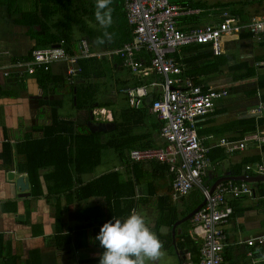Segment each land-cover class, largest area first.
I'll return each instance as SVG.
<instances>
[{
    "label": "crops",
    "instance_id": "0c3cea01",
    "mask_svg": "<svg viewBox=\"0 0 264 264\" xmlns=\"http://www.w3.org/2000/svg\"><path fill=\"white\" fill-rule=\"evenodd\" d=\"M175 1L185 11L189 10L177 18L179 28L185 31L205 24L223 22L225 13L235 18L232 27H234L236 36L224 40L223 50L220 54L214 52L211 43L203 44L201 50L205 53L211 52V55L215 56L229 52L234 54L237 60L233 58L228 66L218 69L204 82L198 83L194 77L184 74L181 61L182 58L191 56L189 48L197 44L183 46L171 54L182 68V73L178 76L183 80L191 79L195 84L227 90V94L216 101L214 109L197 121L199 137L202 143L209 148V157L212 162L209 175L205 178V184L207 183L206 185L211 187L218 179L225 176L264 175V171L258 172L257 169V164L264 166V143L259 144L255 140H246L244 149L234 151L228 150L227 146L221 143L223 139L241 141L255 132H264V123L257 124L256 130L246 132L248 118L255 117L256 120L259 117L264 122V84H261V81L264 80V48L261 47L264 45V30L254 32L250 27L256 17L264 16V0ZM36 2L37 0H19L16 3L19 9L16 6L13 7L11 2H0V63L4 68L29 61L35 49L57 47V45L66 47L67 45L66 40L61 39L49 46H36V31L40 30L41 26L32 27L28 24L31 20L22 18L19 13L32 11ZM121 13L126 16L124 2ZM75 37L77 53L80 41L86 38L92 52L98 54L95 55L96 57L106 56L111 59L116 56L111 53L116 48L106 44L93 45L87 37L81 36L77 29H75ZM184 50L187 52L185 53ZM145 53L137 54L144 62L141 71L135 72L125 67L124 70H121L123 77H132L138 80L136 83H127L121 87L136 84L149 85L148 94L143 98L141 105L130 104L128 96L120 92L119 87L115 88L114 94L125 96L128 105L135 109L150 104L149 112L154 113L151 108L152 102L161 95L162 89L160 86L153 89L151 83L161 80L162 76L156 75L148 69L149 58ZM176 56L181 57V60ZM119 58L122 61L120 56ZM80 60L75 66L81 67ZM236 63H240L242 69H236ZM70 66L68 61H55L50 64L48 69H45L44 66L36 67L33 73H30L26 67H12L10 76H5L3 67L0 68V264H99L103 249L95 237L101 226L105 222H114V219L123 220L132 212L142 215L151 231L159 239L167 238L166 243L163 242V249L174 255L179 264L185 262L198 264L203 237L200 228L192 221L194 214L186 220L179 223L178 221L194 210L204 200V197L200 198V195H197L196 187L187 195L175 196L174 172L166 163L157 162V165H167V169L166 167L162 168L161 171H158L162 174L161 177L153 178L154 186L157 189L148 187V190L145 183L152 179L149 172H152L156 165L153 160L144 161L146 162L144 164L147 175L150 178L145 179V183L144 181L139 183L136 181V167H134V164L138 162H132L130 158H128L129 163L123 162L116 155V160L120 163L119 167L114 166L102 173H96L97 167L103 164L102 156L101 163L84 174L79 181H76L72 191L68 193L63 188L54 189L53 186L56 185V182L64 180V174L59 172L56 173L57 176L50 177L49 171H52L54 166L46 162L37 172L40 182L34 185L32 191L28 172L22 171V169L28 168L29 161L33 160V155L29 156L28 154L29 148L35 153L39 151L41 157L49 154L47 146L49 141L46 140L45 128L54 119L53 107L56 109L57 121L72 120L79 124L86 114V110L78 111L73 106L70 96H65L61 91L53 92L54 85H48L42 81L44 74L52 72L64 74L71 84L75 83L82 70L73 76L72 81L68 75ZM247 72L251 75L242 76ZM246 80L253 82L247 83ZM232 83L240 92L236 99L229 98L230 93L233 92V87L230 85ZM55 87L58 88V85ZM259 106L262 107L261 113L253 114L251 110ZM102 108L105 111L102 114L98 113ZM102 108L95 107L91 110L89 121L94 124L99 122L115 123L113 110L107 107ZM156 117L160 120L157 115ZM89 121L88 126L92 132L100 131L92 130ZM115 128L100 132L106 133ZM158 140L160 145L155 148H163L167 145L160 130ZM4 147L10 150L11 156L5 157ZM131 150H129L128 156ZM245 162L247 163L245 164ZM248 165H252V169H248ZM10 171L14 174L12 179L8 178ZM111 172L120 174L123 183L125 180L127 189L125 199L123 193L120 194L121 201L112 199L110 203L100 196L78 200L79 193L108 180ZM153 173L157 175L155 171ZM19 176L28 178L30 184L28 191L22 192L17 187L16 181ZM74 176L77 177V174L74 173ZM246 182L255 190L256 197L235 198L228 196V204L232 206L233 213L223 225L226 235L223 264H264V242L255 245L247 243L248 239L264 235V194L261 193L264 190V180ZM161 186L165 187L163 193L160 191ZM133 188L134 193H132ZM139 196L145 197L148 202L139 205ZM195 197L199 198L198 203H194ZM112 204H119V206ZM93 205H96L95 213H90L89 217H86V214L80 210L81 207ZM109 206L110 209L112 208L111 214ZM119 209L121 210L119 211ZM162 225L169 229L166 236H162L159 232V227ZM174 226H176L175 233H173ZM80 229L85 233L84 237L88 242L86 246H81L82 240L78 242V246L75 245V242L67 245L57 237L69 233L75 234ZM184 230L199 247V262L197 263L193 259L194 254L189 246L181 249L177 244L176 235ZM160 261L161 258H158L155 264H159Z\"/></svg>",
    "mask_w": 264,
    "mask_h": 264
},
{
    "label": "trees",
    "instance_id": "16d2710c",
    "mask_svg": "<svg viewBox=\"0 0 264 264\" xmlns=\"http://www.w3.org/2000/svg\"><path fill=\"white\" fill-rule=\"evenodd\" d=\"M18 1L19 0H0V2L3 3L11 2L13 7L16 6L17 8L18 5L16 3H18ZM123 2L124 0H112V4L110 5L112 8V24L107 28L102 27L95 18V0H37L36 6L32 11H21L19 13L22 18H29L31 20L28 24L32 27L37 28V26H41V29L36 31V46H49L59 42L61 39H65L67 45L66 47L64 45V47L70 54H75L77 53L75 29L80 32L81 36L87 37L93 45L97 44V38L101 37L105 39L104 44L117 49L123 43L131 39L132 28L126 16L121 13ZM105 32H108L112 36L111 41H108L107 38L104 37ZM201 48H203V44L192 46L189 48V50H191V56H186L182 58V60L181 57L176 56L182 61L184 74L194 77L195 81L198 83L204 82L218 69L228 66V63L233 58L236 59V56L229 52L228 54L215 56L211 55V52H202ZM184 52L186 53L187 51L184 50ZM145 54L150 59L151 54ZM80 64L82 71L77 81L73 84L61 73L54 74L52 72H47L42 77L44 83L54 85L53 92L61 91L65 96H70L73 106L78 111L86 110V114L79 124L72 120L57 121L56 109L53 107L52 115L54 119L50 125L45 128L46 140L49 141L47 145L49 154L41 157L39 151L35 153L29 148L28 154L29 156L33 155V160L29 161L28 168L22 169V171L28 172L30 183H32V191L34 185L40 182L37 172L46 162L54 166V169L49 171L50 177H55L56 173L59 172L64 174V180L59 183L56 182L57 186L54 184V189L63 188L65 192L69 193V191H72L71 189L76 181H79L84 174H87L96 165L101 163L104 150L112 149L119 160L129 163V150L136 148H155L160 145L158 134L162 121L159 120L154 113L149 112L150 104L140 109H135L128 105L125 96L119 94L117 96H111L110 93L106 92L110 90L109 88H120L127 83L138 82L136 78H125L122 76L121 70H124V67L120 66L122 61L119 55L111 59L106 56L100 58L96 56L82 58ZM235 68L240 70L242 69V65L236 63ZM248 75L251 74L247 72V74H243L242 76ZM261 84H264V80L261 81ZM56 85H58V88L55 87ZM119 99H121L120 101L122 102L120 103L122 104L118 108H114L116 100ZM95 107H107L113 110L114 122L116 123V128L114 130L106 133L100 131L92 132L90 130L88 126L90 111ZM256 120L255 117L248 118L246 132L254 131L257 128V124L264 123L263 119H259V117ZM3 152L5 157L11 156L10 150H8L7 147H4ZM153 162L156 163V165L154 166V170L152 169V172H149L152 176L151 180L145 169L144 163L146 162L134 164V167H136V181L139 183H143L144 181L145 183V179H149V181L145 183L147 188H155L153 178L161 177L162 174L158 173V171H161L162 168L165 169L166 167L167 169V165H157V160H153ZM246 163L247 162H245V164ZM154 171L157 175L153 173ZM74 173L77 174V177L74 176ZM109 175L110 177L108 180H105L106 183L103 181L79 193L77 195L78 200H87L94 196H100L110 203L112 199L121 201L120 194L123 193L125 199V196H127L125 180L123 183L122 176L115 172H111ZM105 186L106 188H104ZM156 189L157 187L155 190ZM263 191L264 190L261 191L262 194H264ZM134 192L133 188L132 193ZM139 198V205H144L148 202L145 197L141 198L139 196ZM198 202L199 198L196 199L195 197L194 203ZM119 204L112 205L119 206ZM95 208L96 205L85 206L81 207L80 210H82V213L86 214V217H89L91 216L90 213H95ZM108 209L111 214L112 208L110 209L109 206ZM120 210L121 209H119V211ZM125 212L124 200V213ZM59 221L60 219L58 222ZM84 235L85 233L80 229L75 234L69 233L57 237L63 240L67 245L75 242V245L78 246V242L82 240L83 243L80 242L81 246H86L88 242ZM176 239L181 249H184L185 246H189L194 254L193 259L195 263L199 262V247L190 238L187 231H181L176 235Z\"/></svg>",
    "mask_w": 264,
    "mask_h": 264
},
{
    "label": "built area",
    "instance_id": "2783aa9c",
    "mask_svg": "<svg viewBox=\"0 0 264 264\" xmlns=\"http://www.w3.org/2000/svg\"><path fill=\"white\" fill-rule=\"evenodd\" d=\"M124 8L132 37L111 53L122 58L121 67L132 71H141L144 62L137 54L150 53L148 69L161 80L151 83L154 89L161 87L159 97L152 102V111L162 121L161 136L167 141L163 148H136L131 150L129 158L132 162L157 160L169 165L174 172L173 189L175 196L187 195L195 187H199L204 195L205 203L194 213L192 221L197 225L203 237L198 264H223L226 235L223 225L230 219L233 208L228 204V196L256 197L255 190L246 181L227 180L220 182L213 192L205 184L212 162L209 148L205 146L197 131V121L214 109L216 101L227 94V90L195 84L191 79L183 80L178 75L182 68L171 55L179 48L191 44L211 43L214 52L220 54L224 40L235 35L232 23L235 18L225 13V20L216 24H205L189 31L179 28L177 18L189 10L179 5L175 0H124ZM252 31L264 30V16L256 17L250 24ZM98 55L93 53L90 43L83 38L79 43V52L70 54L63 46L38 48L33 51L29 61L17 63L4 68L5 76H10L14 67H26L30 73L36 67L48 69L55 61H68L71 66L68 71L69 79L80 72L82 68L75 66L82 58ZM13 67V68H12ZM19 68V70H20ZM18 72V71H17ZM22 72V71H21ZM148 84L130 85L119 90L128 96L132 105L139 106L148 94ZM262 107L252 109L253 114H260ZM103 108L98 113H103ZM246 140L264 143V132H255L241 141L223 139L221 143L228 150L244 149ZM252 169V165L247 166ZM258 172L264 171L262 164H257ZM264 235L248 239L249 245L263 243ZM183 264H187L186 262Z\"/></svg>",
    "mask_w": 264,
    "mask_h": 264
},
{
    "label": "clouds",
    "instance_id": "9594fccd",
    "mask_svg": "<svg viewBox=\"0 0 264 264\" xmlns=\"http://www.w3.org/2000/svg\"><path fill=\"white\" fill-rule=\"evenodd\" d=\"M112 0H95V18L99 24L107 28L112 24ZM111 41L112 36L104 33ZM97 44H104L105 39L98 37ZM95 240L104 249L99 264H148L163 255L162 242L151 231L145 218L132 212L125 219H114L105 222Z\"/></svg>",
    "mask_w": 264,
    "mask_h": 264
},
{
    "label": "rangeland",
    "instance_id": "374dc122",
    "mask_svg": "<svg viewBox=\"0 0 264 264\" xmlns=\"http://www.w3.org/2000/svg\"><path fill=\"white\" fill-rule=\"evenodd\" d=\"M211 1V0H209ZM221 1H227V0H221ZM24 6V5H23ZM264 48V45L261 46ZM261 49V48H260ZM261 70V69H260ZM247 83H252L253 81L252 80H246ZM231 87H233V92L230 93V97L231 99H236L240 94L239 92V89H236L234 84H230ZM110 90L106 91L108 93L111 94V96H115V94L113 95L114 91L116 89L114 88H109ZM244 94V93H243ZM245 95V94H244ZM121 99L119 100H116V104L114 106V108H118L122 103V101H120ZM98 111V110H97ZM114 166H120V163L116 160V154L114 153V151L112 149L110 150H107L104 152L103 154V164L99 167H97L96 169V173H102L103 171H106V170H109L111 168H114ZM124 176V175H123ZM207 184V183H206ZM198 189V193L197 195H200V198H203L204 195L201 191V189L199 187H196V190ZM200 189V190H199ZM160 191L163 193L165 191V187L164 186H161L160 187ZM169 229L166 228L165 225H162L161 227H159V232L162 236H166L167 233H168ZM153 232V231H152ZM154 233V232H153ZM155 234V233H154ZM156 235V234H155ZM159 239V237H157ZM167 239V238H166ZM166 239L165 240H162V239H159L162 244L163 242L166 243ZM169 244V243H168ZM162 252H163V255L159 258H161V261L159 262V264H179L177 258L174 256V255H171L170 253H168L167 251H165L163 248H162ZM148 264H152V262H148Z\"/></svg>",
    "mask_w": 264,
    "mask_h": 264
},
{
    "label": "water",
    "instance_id": "95a60500",
    "mask_svg": "<svg viewBox=\"0 0 264 264\" xmlns=\"http://www.w3.org/2000/svg\"><path fill=\"white\" fill-rule=\"evenodd\" d=\"M58 46V45H57ZM93 118V116H92ZM89 125L92 128V130H100V131H107L108 129H113L116 127L115 123H106V122H99L97 124L92 123L91 121H89ZM8 178L12 179L14 178V174L12 171H10L8 173ZM228 179H233V180H246V181H257V180H264V175H259V176H252V175H248V174H243V175H239V176H225L222 177L220 179H218L211 187H210V192H213L214 189L216 188V186L222 182L223 180H228ZM17 187L22 191H28L30 184L28 181V178L25 176H19L17 178L16 181ZM205 203V199L194 209L192 210L186 217H184L182 220H179V222L186 220L188 218H190L195 212H197ZM176 223V224H178ZM175 228L176 226H174L173 228V233H175Z\"/></svg>",
    "mask_w": 264,
    "mask_h": 264
}]
</instances>
